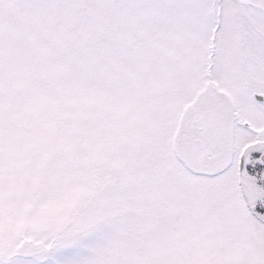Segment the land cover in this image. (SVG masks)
I'll use <instances>...</instances> for the list:
<instances>
[{
  "label": "snow or ice",
  "instance_id": "6c2138e0",
  "mask_svg": "<svg viewBox=\"0 0 264 264\" xmlns=\"http://www.w3.org/2000/svg\"><path fill=\"white\" fill-rule=\"evenodd\" d=\"M0 264H264V0H0Z\"/></svg>",
  "mask_w": 264,
  "mask_h": 264
}]
</instances>
